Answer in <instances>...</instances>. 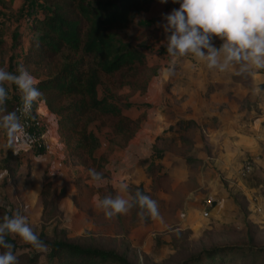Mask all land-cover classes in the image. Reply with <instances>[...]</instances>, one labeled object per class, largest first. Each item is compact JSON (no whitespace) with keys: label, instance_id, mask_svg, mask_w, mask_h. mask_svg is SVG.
Returning a JSON list of instances; mask_svg holds the SVG:
<instances>
[{"label":"rangeland","instance_id":"374dc122","mask_svg":"<svg viewBox=\"0 0 264 264\" xmlns=\"http://www.w3.org/2000/svg\"><path fill=\"white\" fill-rule=\"evenodd\" d=\"M40 4L39 0H13L8 8L0 6V22L6 25L4 30L6 46L0 54L2 55L0 59L6 63L8 54L12 53L14 63L12 72H15L20 65L21 54L27 46L29 21L32 15L38 14ZM152 15V20H149L151 17L146 18L139 14L133 25L111 33L117 41L130 42L147 52L145 74L148 77V89L151 91L148 94H138L127 88H121L110 94V98L121 106L123 113L131 117L136 116L133 119H138L139 125L135 132L144 124L149 125L151 122L150 119L145 118V109L148 107L144 104L145 101L155 100L160 98V95L164 97H167V94L174 95L171 92L174 88L169 87L171 82L167 80L169 86L159 94V86L154 80L161 65L160 57L155 55L156 46H160L161 42L157 43L150 36L159 33V27L154 21L162 20L161 10L153 11ZM142 17L145 19H141ZM15 40L19 41V45H12ZM220 42L218 38L213 37L215 46L219 47ZM174 60L175 75L172 77L177 78L173 80L175 90L189 83L196 86L195 89L207 84L217 85L223 78L221 72L210 71L191 54ZM60 61V58H56L54 62L58 64ZM27 69L32 75L41 76V70L33 71L31 67ZM231 77L233 82L239 80L244 84L258 82L259 89L264 90V73L253 77L250 73ZM8 94V99H17L15 112L21 128L7 138L12 144L13 155L6 160L5 127L0 126V176L4 177L0 180V204L25 215L36 234L42 229L47 237L54 233L57 234L55 236H64L80 244L114 249L123 254L131 264H178L181 259L215 244H245L248 235L246 224L251 221L257 225L249 230L253 242L264 246V226L253 221L250 215V213L264 215V152H260L257 156L248 155L243 154L239 147L237 154L229 151L227 154L229 160L221 157L219 151H224V147L218 145L220 143L218 114L204 115L202 106L193 107L196 115L192 119L169 123L167 128L159 133V137L150 141L134 137L129 141L131 145L127 149L120 146L121 140L113 136L108 127L98 132L93 129L100 142L95 155L103 154L106 157L99 171L104 175L106 185H110L113 189V196L120 194L127 197L134 186L141 184L143 190L156 201L158 206V216L155 219L151 217L141 219L140 210L137 208H133L127 214L107 218L104 212L96 207L94 201L98 188L94 186L89 169H95V166L85 168L69 163L64 142L56 133V117L47 111L46 115L36 118H32L30 114L22 118V102L14 85L8 87ZM253 94L256 95L255 91ZM260 94V98L264 100V93L260 92ZM177 106L174 115L177 114V109H185ZM169 107L171 108V104ZM186 109V113L192 112L191 107ZM213 109L219 111L217 108ZM256 110L262 112L264 107L259 106ZM5 115L4 105L3 110L0 111V119ZM184 124L186 128L181 130ZM263 125L264 117L261 118L259 127L263 128ZM31 132L43 135L50 143L49 150L34 149L29 140ZM249 134V132H241L239 127L238 136L233 135L232 143L237 142L239 137L245 146L254 144ZM261 134L264 135V129L261 130ZM179 137L191 142L192 145L183 144L177 139ZM151 147L156 148V156L158 150H163V157H155ZM235 148L234 146V150ZM259 148L264 151V142L259 143ZM229 149H232L230 145ZM247 156L252 162L251 176L248 179L246 177L240 179L237 172L241 161L248 159ZM151 162L155 164L158 172H165V177L159 179L157 183L151 182L147 174ZM43 173L54 188L64 189L57 203V215L54 220L40 217L38 191ZM122 184L128 186V192H120ZM244 185L251 190L246 195L247 198L251 194L259 195L257 206L260 212H254L253 207L256 204L252 206L249 202L252 209L248 206L249 200L247 201L243 193ZM213 194L218 199V205L211 210L208 218H200L198 207L201 200ZM261 198L263 201H260ZM15 238L18 243H24L19 237ZM261 259L263 261L256 264H264L262 256ZM40 263L47 264L43 257Z\"/></svg>","mask_w":264,"mask_h":264},{"label":"trees","instance_id":"16d2710c","mask_svg":"<svg viewBox=\"0 0 264 264\" xmlns=\"http://www.w3.org/2000/svg\"><path fill=\"white\" fill-rule=\"evenodd\" d=\"M12 2L13 0H0V6L8 8ZM39 2L38 14L32 15L29 21L27 46L20 60V64L26 68L41 70L42 77H35L39 81L37 87L42 97L33 104L30 116L36 118L37 110L42 108L54 115L56 133L64 142L69 163L85 168L93 165L100 172L106 157L103 154L95 155L100 142L93 129L98 132L108 127L113 136L125 143L139 125L138 119L123 114L121 106L110 98V94L121 88L143 94L148 88V77L145 74L146 50L127 41L119 42L111 33L133 25L137 15L148 11L153 2L160 3V0ZM5 27V23L0 22V54L6 46ZM12 45H19V41L15 40ZM12 57V53H9L6 63L0 59V67H6L12 72ZM56 58L61 59L60 63L54 62ZM253 71L264 73V69ZM18 98L21 99L19 91ZM5 106L6 115L15 112L17 99H8ZM28 125L30 126V121ZM19 128L18 121L16 127H5L6 139ZM184 128L186 125L180 129ZM177 139L185 145H192L182 137ZM8 140L4 155L6 160L13 155L12 144ZM151 148L155 157H163V150H158L156 156V148ZM147 174L153 183L165 177V172H158L152 162L147 168ZM250 176L251 174L246 178ZM40 182V217L54 220L57 203L64 189L54 188L44 173L41 174ZM137 189L148 195L141 184L134 186L129 195ZM98 192L101 196L113 195L110 185L99 188ZM14 213L16 212L12 208L0 204V218ZM246 226L248 235L245 244H215L181 259L178 264H256L263 261L261 256L264 258V246L255 244L249 232L257 225L251 221ZM37 235L47 245V251H37L30 245L18 243L14 236L7 237L15 245V250L22 253L19 264H42L41 257L47 264H131L123 254L114 249L80 244L64 236H55L57 234L54 233L47 237L42 229Z\"/></svg>","mask_w":264,"mask_h":264},{"label":"clouds","instance_id":"9594fccd","mask_svg":"<svg viewBox=\"0 0 264 264\" xmlns=\"http://www.w3.org/2000/svg\"><path fill=\"white\" fill-rule=\"evenodd\" d=\"M167 0H160L166 3ZM179 7L164 14L161 25L167 33L163 46L170 57L178 58L191 54L209 70L227 72L234 76H244L252 70L264 69V0H173ZM213 37L221 41L219 47L213 43ZM163 75L170 78L175 75V62L169 63ZM38 79L20 64L15 72L0 67V111L8 100V87L15 86L21 94L24 115H29L32 106L41 97L37 85ZM15 112L0 119V126H17ZM89 175L96 188L106 185L102 173L89 169ZM0 176V180H3ZM128 186L122 184L120 192H128ZM96 207L107 218L127 214L133 208L140 210L141 219L158 216L155 200L137 189L127 197L117 194L94 196ZM19 237L25 244L37 251H47V245L33 230L25 215L16 212L0 218V264H19V253L7 237Z\"/></svg>","mask_w":264,"mask_h":264},{"label":"crops","instance_id":"0c3cea01","mask_svg":"<svg viewBox=\"0 0 264 264\" xmlns=\"http://www.w3.org/2000/svg\"><path fill=\"white\" fill-rule=\"evenodd\" d=\"M171 6L173 8H171ZM178 7H179V3L178 2L174 3L173 0H167V2L164 4L153 2L150 5L148 11L140 13L141 15H144L146 18L151 17L149 20H152L153 17L152 12L155 10L156 11L161 10L162 20L154 21L155 25H158L157 27H159V33L155 35L156 37L150 36V38L156 41L157 43L158 41L161 42L160 46H156L155 55H158L160 57L161 65L157 69V74L154 80L155 83L159 86V94H161V92H164L167 86H169L168 81L171 82L169 87L174 88L171 91L174 93V95L167 94V97L160 95V98H157L155 100L145 101L144 104L148 106L145 109V118H147V120L150 119L149 120L151 121L150 124L149 125L144 124L139 131L135 132L134 135L128 141H126L125 143H121L120 146H123L124 149H127L131 145L129 141L134 137L136 139L140 138L146 141H150L153 138H156L157 136L159 137L160 135L159 133L161 131H164L165 128H167V126L169 125V123H174L173 121L184 122L192 119L196 115V111L193 107L202 106L201 110L203 111L204 115H213L214 113V114H218L220 117V128H219L220 143L218 145L220 147L221 146L224 147V151L221 150L219 151L221 157H225L226 160H229V157L227 156V154H229V151L237 154V152L239 151V147H241V151L243 154H248V155L255 154V156H257L260 152H264L259 148V143L263 144L264 142V135L261 134V130L264 129V125L262 126L263 128L259 127L261 118L264 117V111L262 112L259 111L260 113H262V115H260V113L256 110L257 107L259 106L264 107V100L260 98L261 95L260 92L264 93V90L259 89L258 82L257 83L250 82L251 84L240 83L239 82L240 80L233 82L231 81L232 78L231 76L234 75H232L231 69L227 72H223V73L221 72L223 78L220 84L217 85L207 84L206 86L203 85L197 89H195L196 86L189 83L183 86V88H178V90H175L176 87L174 86L175 83H173V80H177V78H175L174 76L171 79L170 78L164 79L165 76L163 75V70L167 66H163V65L169 64L170 62L175 61L174 59H178V58L170 57L167 54L166 49L163 46V42L166 41L167 33L163 31L161 25L165 22L163 19L164 14H168L171 12L172 9ZM138 18L139 17L137 15L135 20H137ZM141 19H145V18L142 17ZM23 54H21V57ZM179 74L183 76L185 75V73H179ZM256 74H260V73H255L253 70L250 72L251 77H253ZM161 80L166 82H163ZM179 89H182V91L180 92ZM196 90L200 92L195 93L194 91ZM150 91L151 90L147 88L145 93L148 94V92ZM253 91H255L256 95L253 94ZM177 92L178 94H176ZM169 104H171V108L169 107ZM176 105H178L177 107H183L185 109L183 110L177 109V114L174 115V109L176 108ZM187 107H191L192 112L186 113ZM213 108H217L219 109V111H216ZM46 112L47 110L43 108L39 109L37 110V116L39 117L40 115H46ZM123 114L126 115L125 113ZM128 117L133 119L136 116L135 117L128 116ZM186 124L182 126H185ZM239 127H241V132L250 133L249 138L254 142V144L245 146V144H243V142L239 137H237L238 138L237 142L232 143L233 135L235 134L237 135V131ZM240 136H242V134ZM261 136H263V138H261ZM242 140L245 142L244 137ZM260 140H263V142H259ZM229 145L232 147V149H229ZM234 146L236 147L235 150H234ZM243 187H244L243 193L246 197L248 192L251 190L249 189L248 186L244 185ZM246 199L248 201L247 197ZM260 201H263L262 198ZM248 206L250 207V209H252L249 201H248ZM250 215L253 218V221L259 222L264 226V215H258V214L255 215V213L254 214L250 213Z\"/></svg>","mask_w":264,"mask_h":264},{"label":"built area","instance_id":"2783aa9c","mask_svg":"<svg viewBox=\"0 0 264 264\" xmlns=\"http://www.w3.org/2000/svg\"><path fill=\"white\" fill-rule=\"evenodd\" d=\"M26 115L22 112V118H24ZM30 143L32 144V147L36 150H42L47 151L50 148L49 141L44 138V136L36 134L35 132H31L29 136ZM252 171V162L250 159H243L240 163L239 169H238V177L240 179H244L247 177ZM214 196V194H213ZM206 196L201 200V203L198 207V215L200 218L206 219L210 216L211 210L215 208L218 205V199L214 196ZM259 195L251 194L248 198L249 202L254 206V212L258 213L260 212V208L257 206Z\"/></svg>","mask_w":264,"mask_h":264}]
</instances>
